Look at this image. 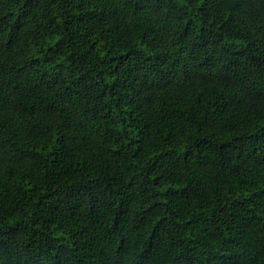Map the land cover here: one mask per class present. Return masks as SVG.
Returning a JSON list of instances; mask_svg holds the SVG:
<instances>
[{"label": "trees", "instance_id": "trees-1", "mask_svg": "<svg viewBox=\"0 0 264 264\" xmlns=\"http://www.w3.org/2000/svg\"><path fill=\"white\" fill-rule=\"evenodd\" d=\"M0 264H264V0H0Z\"/></svg>", "mask_w": 264, "mask_h": 264}]
</instances>
